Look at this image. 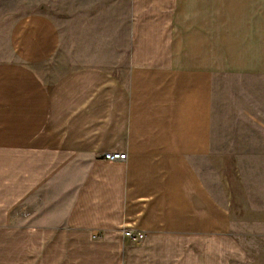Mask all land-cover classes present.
<instances>
[{"label": "crops", "instance_id": "0c3cea01", "mask_svg": "<svg viewBox=\"0 0 264 264\" xmlns=\"http://www.w3.org/2000/svg\"><path fill=\"white\" fill-rule=\"evenodd\" d=\"M26 2L0 0V264L243 262L256 213L217 192L264 183V0L121 1L126 46L66 69Z\"/></svg>", "mask_w": 264, "mask_h": 264}, {"label": "rangeland", "instance_id": "374dc122", "mask_svg": "<svg viewBox=\"0 0 264 264\" xmlns=\"http://www.w3.org/2000/svg\"><path fill=\"white\" fill-rule=\"evenodd\" d=\"M22 10L39 11L47 14L57 24L60 36V51L55 58V63L61 69L78 64L79 60L84 57L90 62H100L105 59L111 61L115 57V50L126 46L125 32L126 24L116 23L117 16L123 15L126 18L125 4L123 14L120 13L119 7L121 1L126 0H26ZM122 22V21H121ZM120 28V29H119ZM123 35V38H121ZM86 52V53H84ZM234 169H205L204 174L211 180L216 177L232 179ZM240 176L236 174L235 183H230L228 189L232 192L231 199L222 198V192H217L219 202L227 203L234 209L240 211L244 207L250 206L255 215L251 216H233L232 220L237 221L235 230L236 237L245 247L243 252L245 256L243 262L237 260L231 261V264H264V235L260 233V220L264 217V183L260 181L261 169L241 168L237 169ZM264 174V169L263 172ZM239 177L245 180L241 184ZM264 177H262V180ZM246 189V190H245ZM221 194V195H220ZM56 194H54L55 196ZM226 196L225 194H223ZM261 196H263L261 198ZM227 197V196H226ZM51 200L50 194H45L39 207H47ZM61 202V201H58ZM58 202H55L58 203ZM251 220V224H245ZM30 222V220H29ZM34 222V219L31 221ZM248 232V233H245Z\"/></svg>", "mask_w": 264, "mask_h": 264}, {"label": "built area", "instance_id": "2783aa9c", "mask_svg": "<svg viewBox=\"0 0 264 264\" xmlns=\"http://www.w3.org/2000/svg\"><path fill=\"white\" fill-rule=\"evenodd\" d=\"M102 158L109 160V161H118V160L121 161V160H125L126 153L108 151V152L103 154ZM123 235L125 237L133 240L134 242H140L144 237V234L140 231L132 233L130 230H126V229H124Z\"/></svg>", "mask_w": 264, "mask_h": 264}]
</instances>
